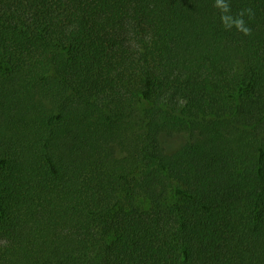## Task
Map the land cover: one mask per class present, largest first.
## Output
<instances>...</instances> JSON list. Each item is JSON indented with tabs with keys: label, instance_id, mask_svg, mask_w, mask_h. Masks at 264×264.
I'll return each instance as SVG.
<instances>
[{
	"label": "trees",
	"instance_id": "trees-1",
	"mask_svg": "<svg viewBox=\"0 0 264 264\" xmlns=\"http://www.w3.org/2000/svg\"><path fill=\"white\" fill-rule=\"evenodd\" d=\"M0 264H264V0H0Z\"/></svg>",
	"mask_w": 264,
	"mask_h": 264
},
{
	"label": "rangeland",
	"instance_id": "rangeland-1",
	"mask_svg": "<svg viewBox=\"0 0 264 264\" xmlns=\"http://www.w3.org/2000/svg\"><path fill=\"white\" fill-rule=\"evenodd\" d=\"M183 141H184V138L181 135H175L171 138H168V143H169L170 148L178 147L180 144H182Z\"/></svg>",
	"mask_w": 264,
	"mask_h": 264
},
{
	"label": "clouds",
	"instance_id": "clouds-1",
	"mask_svg": "<svg viewBox=\"0 0 264 264\" xmlns=\"http://www.w3.org/2000/svg\"><path fill=\"white\" fill-rule=\"evenodd\" d=\"M216 6H217V4H216ZM235 23H236V26H237L239 29L243 30V31L247 34V32H248L249 30L246 29V28H243V21H242V20L235 21Z\"/></svg>",
	"mask_w": 264,
	"mask_h": 264
}]
</instances>
